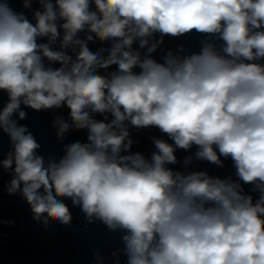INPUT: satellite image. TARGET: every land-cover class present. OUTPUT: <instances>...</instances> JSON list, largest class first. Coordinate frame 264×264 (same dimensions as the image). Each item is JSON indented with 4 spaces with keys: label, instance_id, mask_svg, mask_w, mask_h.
<instances>
[{
    "label": "clouds",
    "instance_id": "9594fccd",
    "mask_svg": "<svg viewBox=\"0 0 264 264\" xmlns=\"http://www.w3.org/2000/svg\"><path fill=\"white\" fill-rule=\"evenodd\" d=\"M12 2L0 0V134L11 141L0 167L32 219L70 226V199L88 223L123 233L125 264H264V0H38L34 23ZM193 32L211 39L183 56L168 50L163 62L151 55L165 36ZM91 34L109 46L91 51ZM22 105L67 108L71 125L54 122L58 140L71 127L86 142L64 144L46 163L15 118H27ZM128 124L168 139L153 137L150 157L132 152ZM193 146L197 160L223 167L230 158L235 178L168 167L177 148Z\"/></svg>",
    "mask_w": 264,
    "mask_h": 264
},
{
    "label": "water",
    "instance_id": "95a60500",
    "mask_svg": "<svg viewBox=\"0 0 264 264\" xmlns=\"http://www.w3.org/2000/svg\"><path fill=\"white\" fill-rule=\"evenodd\" d=\"M11 6L16 11L25 12L33 23L35 22L33 12L43 11L38 0H32L30 9H24L19 0H13ZM59 30L61 35L52 45L53 50H60L59 43L63 36V30ZM88 34L87 31L79 33L78 38L86 40ZM91 35L94 36V40L87 41L91 51L96 52L102 47L109 46L95 38V34ZM158 39V33L150 37L149 46ZM208 39L211 38L195 32L180 37L165 36L163 44H160L156 52L151 55L159 62H163V56L168 50H171L174 56H183L198 51L202 42ZM37 42L47 43L48 38L38 37ZM181 47L184 51H179ZM133 48L140 51L142 56L146 54V49L139 48L138 41L134 43ZM78 50L79 48L76 46V51L78 52ZM66 51L74 58L71 47ZM102 55H106V53H102ZM55 66L59 67V64L57 63ZM6 102V93H0V107ZM21 110L27 112V118L19 120L18 113L15 118L18 119L19 124L27 126L37 142L41 144L37 154L43 156L46 163L50 156L58 160L63 155L64 144L76 141L86 142V131H77L71 127L64 134L63 142L58 140L56 133L59 126L54 122L57 117H60L71 125L67 108L38 112L22 105ZM94 116L96 119L103 118L100 114H94ZM128 129L130 138L133 140L131 151H139L146 157H150L151 153L156 150L153 137L168 139L166 134L155 127L137 130L128 124ZM168 142L173 143L171 140ZM10 150V139L6 134H0V160L5 159ZM195 151V146L187 151L177 148L175 152L177 163L168 165V167L182 173L206 171L209 175L222 179L228 176L235 178V168L230 158L221 157L223 167H220L207 161L197 160ZM188 156L192 157V161L185 165L184 161ZM11 179V170H4L0 167V218L13 221L11 225L0 226V233H2L0 235V264H96L97 252L102 257L103 264H117V260L119 264H125L126 256L122 252L124 245L121 240L123 233L120 230L109 231L102 222L95 218L94 223H88L79 206L72 205L70 199L65 202L72 212L71 225H60L50 221V226L46 230L42 224L32 219L30 206L27 205L20 193L9 194L7 192ZM114 252L118 253L116 257L113 256Z\"/></svg>",
    "mask_w": 264,
    "mask_h": 264
}]
</instances>
